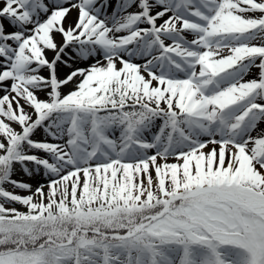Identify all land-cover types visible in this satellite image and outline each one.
<instances>
[{
  "label": "snow or ice",
  "instance_id": "6c2138e0",
  "mask_svg": "<svg viewBox=\"0 0 264 264\" xmlns=\"http://www.w3.org/2000/svg\"><path fill=\"white\" fill-rule=\"evenodd\" d=\"M0 264H264V0H0Z\"/></svg>",
  "mask_w": 264,
  "mask_h": 264
}]
</instances>
